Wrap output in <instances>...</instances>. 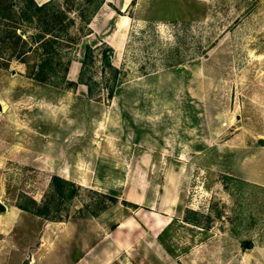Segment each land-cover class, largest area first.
<instances>
[{"label":"rangeland","instance_id":"rangeland-1","mask_svg":"<svg viewBox=\"0 0 264 264\" xmlns=\"http://www.w3.org/2000/svg\"><path fill=\"white\" fill-rule=\"evenodd\" d=\"M109 7L129 23L114 32L97 20L98 33L77 32L70 49L71 61H80L84 44L92 47L91 96L78 78L74 85L41 83L16 59L0 66V202L6 206L0 264H30L33 252L42 264L41 242L48 263L72 264L79 251L70 240L80 245L95 228L87 222L92 217L106 231L127 218L137 222L134 245L120 264H264V0H131L123 12ZM106 46L120 71L111 99ZM105 110L137 123L121 131L113 155L119 171L144 190L117 182V191L104 192L116 201L80 185L74 167L81 154L91 168L96 152L109 153L110 146L97 143ZM98 165L101 176L109 172L106 160ZM70 167L77 173L68 180L79 187L71 199L58 197L50 178ZM140 198L144 205L137 208L124 203ZM188 209L197 225L184 221ZM55 243L60 247L47 250Z\"/></svg>","mask_w":264,"mask_h":264},{"label":"trees","instance_id":"trees-1","mask_svg":"<svg viewBox=\"0 0 264 264\" xmlns=\"http://www.w3.org/2000/svg\"><path fill=\"white\" fill-rule=\"evenodd\" d=\"M105 0H47L37 3L35 0H0V66L6 67L11 59H16L25 66L26 76L41 83H48L60 79L74 85L67 79V71L71 62L70 49L79 42L81 37L91 32L89 22ZM74 13L71 15V13ZM74 15V16H73ZM76 19L80 26H76ZM32 25L33 31L28 32L26 27ZM76 30V31H75ZM78 32V33H77ZM110 46L103 51V67L112 75L113 84L107 89L109 99L117 91L116 84L119 69L114 66L109 54ZM92 54V47L84 44L83 57L80 60L78 83L87 87L89 96L92 95V85L86 79L87 65ZM53 191L58 197L71 199L76 188L74 182L57 174L50 178ZM94 194L116 201L115 196L90 189ZM124 203L137 208L138 205L124 200ZM19 208L30 211L28 208ZM41 215L43 212H35ZM96 216L95 212H90ZM184 221L197 225L189 214H196L193 210H186Z\"/></svg>","mask_w":264,"mask_h":264},{"label":"crops","instance_id":"crops-1","mask_svg":"<svg viewBox=\"0 0 264 264\" xmlns=\"http://www.w3.org/2000/svg\"><path fill=\"white\" fill-rule=\"evenodd\" d=\"M37 3H43L47 0H35ZM131 3V0H105V2L100 6V8L97 10V12L94 14V16L91 18L89 22V28L92 31L91 34L98 33L97 30L94 27V24L97 20H102L104 23L109 24V27L114 28V32L118 30L119 32L122 29V26H126L129 23L130 17L128 15L124 14H118L113 8L109 7V4H112L114 7H116L120 11H125L129 4ZM101 38L104 42H106L109 45H112L109 39L106 35L100 34ZM113 47V45L111 46ZM78 57L80 56L77 54ZM77 57V58H78ZM22 64V63H21ZM23 67L24 64H22ZM80 70V61L78 59H73L68 67L67 71V79L70 81H76L78 78ZM81 85V84H79ZM108 110H105L103 118L104 120H101L97 126V131H99L100 140L97 141L98 145H108L109 153L105 154V156H102L101 154L97 153L94 155V158L92 160L93 164L91 165V168L89 167V159L87 157H83V154H81V158L79 159V162L74 164V167L76 169H79L81 180H76L80 185H87L91 189L99 191V192H115L118 190V187L116 183L118 182V185L123 183V185L128 187V189H135V190H144L142 189L143 185H139L137 183L129 182L128 178L126 177V173L123 174L119 171V168H117L119 165L117 164V157L116 150L119 152L118 146L119 142L117 143V140L121 137V131L124 129H127L129 127H137V123L135 120H123L122 114L119 113L118 115L109 116ZM132 119V118H131ZM103 130V131H101ZM120 132V133H119ZM134 144V143H133ZM135 145V144H134ZM146 153V151H143ZM142 153V152H141ZM107 157V158H105ZM181 158V156H179ZM117 159V160H116ZM106 160L109 162V172L105 175H102L103 177H108L111 179V183H105L101 180V174L98 172V161ZM118 165V166H117ZM90 168V173H89ZM118 171V172H117ZM76 170L73 168H64L57 172V175L68 179V177H73L76 175ZM114 173L118 174V176H114ZM124 175V177H123ZM86 177V178H85ZM144 198L138 201H135L134 203L140 207L141 205H144ZM90 221L92 224L95 225V228L91 233L86 234V238L82 240L79 246L77 244H74L72 240H70L71 248L79 251V254H75L76 261H74L72 264H120V257L122 254L127 253L129 254V250L132 247L133 244V226L135 223L134 218H127L121 222H119L113 229H104L102 225L99 223L98 218H90L87 220V222ZM57 225L64 224L63 221L55 222ZM45 236V235H44ZM43 240V237L41 238ZM43 242L40 243L38 246V255L43 257V263L42 264H50L48 263V259L51 255H48L45 250L42 252ZM52 247H60L59 244L55 243L54 246L50 245L48 246L47 250H50ZM79 247V250H77ZM37 252H33L32 257L33 261L30 262V264H35L36 261V254ZM37 264V263H36Z\"/></svg>","mask_w":264,"mask_h":264},{"label":"water","instance_id":"water-1","mask_svg":"<svg viewBox=\"0 0 264 264\" xmlns=\"http://www.w3.org/2000/svg\"><path fill=\"white\" fill-rule=\"evenodd\" d=\"M260 144H263L262 141H260ZM6 210V206L0 202V212H4Z\"/></svg>","mask_w":264,"mask_h":264},{"label":"built area","instance_id":"built-area-1","mask_svg":"<svg viewBox=\"0 0 264 264\" xmlns=\"http://www.w3.org/2000/svg\"><path fill=\"white\" fill-rule=\"evenodd\" d=\"M1 117V116H0Z\"/></svg>","mask_w":264,"mask_h":264}]
</instances>
